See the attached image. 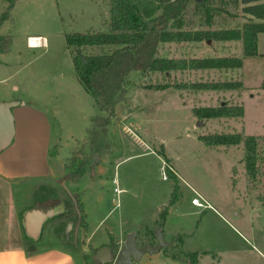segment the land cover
Wrapping results in <instances>:
<instances>
[{
  "label": "rangeland",
  "instance_id": "rangeland-1",
  "mask_svg": "<svg viewBox=\"0 0 264 264\" xmlns=\"http://www.w3.org/2000/svg\"><path fill=\"white\" fill-rule=\"evenodd\" d=\"M109 3L14 0L8 10L9 4L0 0V18L9 11V17L0 23V37L8 38L10 51L5 52L6 59L0 58V80L5 86L18 87L13 92L15 98L39 93L50 101L48 110L55 112L59 121L60 145L56 151L61 158H68L67 173L76 171L83 159L88 160L87 154L96 145L103 148L99 163H93L92 168L84 165L86 173L78 182L94 208V217L101 212L108 214L104 228L110 235L99 230L85 248L129 234L137 236L139 246L146 240L156 245L155 230L146 231V227L158 222L165 211L163 235L168 245L158 253L144 254L133 264H190V254L198 255L199 264H220L221 253L233 246L240 249L243 262L264 264L251 252L253 247L264 246V34L259 35L255 57L239 55L240 42L211 39L160 44V58L240 56L244 65L236 73L214 69L168 74L133 71L126 79V101L117 106L106 132L96 131L87 140L92 118L99 110L78 83L72 62L75 53L70 52L65 35L105 31L103 20ZM214 7L221 12L209 28L194 10L195 3H189L182 16V29H238L250 21L242 13V5L234 0L216 1ZM29 37L36 38L35 47L27 45ZM101 51L86 48L85 54ZM238 80L243 84L238 91L182 88L193 83ZM163 85L169 88L153 89ZM223 104L241 106L243 116L198 119L194 115V109ZM212 134H239L242 140L239 145L209 147L201 137ZM248 136L258 139L254 177L246 174L243 162L244 139ZM194 198H199L203 207L193 206ZM80 239L77 236L81 250ZM47 241L59 244L55 237ZM87 251L97 261L90 247ZM209 255L216 260L211 261ZM78 261L82 264V255Z\"/></svg>",
  "mask_w": 264,
  "mask_h": 264
},
{
  "label": "trees",
  "instance_id": "trees-1",
  "mask_svg": "<svg viewBox=\"0 0 264 264\" xmlns=\"http://www.w3.org/2000/svg\"><path fill=\"white\" fill-rule=\"evenodd\" d=\"M5 1L9 4L8 10H10L14 0ZM216 1L222 2V0H110L107 31L65 35L70 52L75 53L72 56V62L79 84L93 97L99 110V114L92 118V128L88 131L87 140H90L96 131L106 132L110 118L115 116L117 106L126 101V79L133 71L168 74L185 70H235L243 66L240 57L189 60L160 58L158 51L162 43H190L211 39L222 42H241L244 57L258 55L257 38L259 34H264V0H234L235 3L244 6L243 14L259 22L248 21L241 28L219 31H185L182 29L183 13L191 2L195 3L194 10L201 15L204 24L210 28L213 25V18L221 12L220 9L214 7ZM8 17L9 11H5L0 18V23ZM7 44L8 38L0 37V53L7 52ZM86 48H99L102 51L95 55H86ZM242 86V82L238 80L193 83L182 88L224 91L240 90ZM168 88L169 86L163 85L153 89L160 91ZM261 88L264 90V78ZM194 115L198 119L241 118L243 108L238 105L223 104L216 108L194 109ZM201 140L209 147H229L239 145L242 139L239 134H212L202 136ZM257 140L254 136L244 139L243 162L249 177L256 175ZM101 150L103 148L96 145L87 154L88 160L83 159L79 162L78 169L73 173H67L66 178L74 182L81 180L86 173L84 165L92 168L93 163H99L103 155ZM75 158V156L71 158L74 162L72 167H75ZM94 158L96 160L93 161ZM77 209L80 213V225L86 231L83 208L79 202ZM165 218L166 212L164 211L159 221L155 223L154 230L160 229L163 233ZM110 247L112 253L116 255L118 245L111 243ZM90 250L94 256L100 249L90 248ZM197 257V254H190V264H199ZM82 264L101 263L94 261L92 256L83 254Z\"/></svg>",
  "mask_w": 264,
  "mask_h": 264
},
{
  "label": "crops",
  "instance_id": "crops-1",
  "mask_svg": "<svg viewBox=\"0 0 264 264\" xmlns=\"http://www.w3.org/2000/svg\"><path fill=\"white\" fill-rule=\"evenodd\" d=\"M246 16L251 22H259ZM108 20L107 12L103 20L105 31ZM31 39L36 38L27 39L29 47ZM7 53H0V58L6 59ZM239 55L243 56L242 49ZM234 71L236 73L237 69ZM0 83V116L4 104H11L13 127L10 143L0 151V264H81L78 259L80 255L88 254L89 247L111 250L110 244L114 243L120 248L125 235L108 243L89 244L85 248L99 230L103 229L105 235H110L108 229L104 228L108 214L101 212L99 217H94V208L84 190H80V183L66 178L68 158H61L60 152L56 151L60 145L59 121L56 113L48 110L50 101L39 93L15 98L13 92L18 87L5 86L2 80ZM78 202L83 208L86 231L80 225ZM155 223L152 227H146V231L153 232ZM77 236L81 238V250L77 245ZM52 237L58 239L59 244L47 241ZM251 252L264 261V246L253 247ZM209 257L211 261L216 260L213 255ZM244 258L240 249L233 246L221 253L219 261L220 264H249L243 262Z\"/></svg>",
  "mask_w": 264,
  "mask_h": 264
},
{
  "label": "water",
  "instance_id": "water-1",
  "mask_svg": "<svg viewBox=\"0 0 264 264\" xmlns=\"http://www.w3.org/2000/svg\"><path fill=\"white\" fill-rule=\"evenodd\" d=\"M83 62H85L84 59ZM10 107L11 104H4L3 113L0 116V120H2L0 124V130H2L0 133V151L11 141L13 127ZM154 237L157 241L156 245H152L148 240H146L139 246L137 244V236L135 234H129L126 236L125 241L121 244L116 255H114L108 248H101L94 255V259L99 261L101 264H133L134 262H138L144 254L158 253L161 249H163V247L168 245V243L164 241V235L160 229L154 231Z\"/></svg>",
  "mask_w": 264,
  "mask_h": 264
},
{
  "label": "built area",
  "instance_id": "built-area-1",
  "mask_svg": "<svg viewBox=\"0 0 264 264\" xmlns=\"http://www.w3.org/2000/svg\"><path fill=\"white\" fill-rule=\"evenodd\" d=\"M29 43H30V42H29ZM114 191L119 192V191L117 190V188H115ZM191 203H192L193 206H196V207H199V208L203 207V205H202V203L200 202L199 198H194V199H192V202H191Z\"/></svg>",
  "mask_w": 264,
  "mask_h": 264
},
{
  "label": "bare ground",
  "instance_id": "bare-ground-1",
  "mask_svg": "<svg viewBox=\"0 0 264 264\" xmlns=\"http://www.w3.org/2000/svg\"><path fill=\"white\" fill-rule=\"evenodd\" d=\"M30 44H31V46L35 47L36 46V40L35 39H31Z\"/></svg>",
  "mask_w": 264,
  "mask_h": 264
}]
</instances>
